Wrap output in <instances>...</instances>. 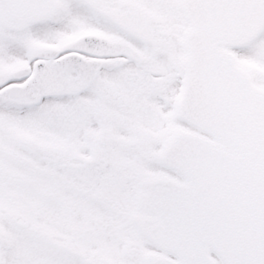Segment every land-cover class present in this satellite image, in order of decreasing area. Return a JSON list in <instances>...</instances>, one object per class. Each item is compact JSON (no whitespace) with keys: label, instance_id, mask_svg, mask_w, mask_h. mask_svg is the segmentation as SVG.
<instances>
[{"label":"snow or ice","instance_id":"6c2138e0","mask_svg":"<svg viewBox=\"0 0 264 264\" xmlns=\"http://www.w3.org/2000/svg\"><path fill=\"white\" fill-rule=\"evenodd\" d=\"M0 264H264V0H0Z\"/></svg>","mask_w":264,"mask_h":264}]
</instances>
